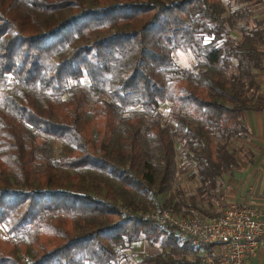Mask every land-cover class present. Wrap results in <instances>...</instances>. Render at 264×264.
I'll return each instance as SVG.
<instances>
[{"label": "trees", "instance_id": "obj_1", "mask_svg": "<svg viewBox=\"0 0 264 264\" xmlns=\"http://www.w3.org/2000/svg\"><path fill=\"white\" fill-rule=\"evenodd\" d=\"M230 20L223 0H0V264H121L140 238L159 251L139 264L200 263L143 214L174 188L176 144L214 186L264 109L258 35Z\"/></svg>", "mask_w": 264, "mask_h": 264}, {"label": "crops", "instance_id": "obj_2", "mask_svg": "<svg viewBox=\"0 0 264 264\" xmlns=\"http://www.w3.org/2000/svg\"><path fill=\"white\" fill-rule=\"evenodd\" d=\"M262 25L264 27V22ZM255 44L259 52L257 62L251 67L255 85L249 86L247 93L264 98V31L262 39L256 40ZM236 64L237 61L233 66ZM240 126L244 128V131L240 132L234 140L237 163L232 171L216 177L214 186L203 184L198 180L197 189L189 193V207L197 209L207 217L219 216L226 208L234 204H248L258 212H264V109L246 111ZM208 251L217 253L219 246L211 245ZM187 258L191 261L198 258L200 263L196 264H204L201 262L200 251L195 246L194 251L187 255ZM246 264H264V244L249 257Z\"/></svg>", "mask_w": 264, "mask_h": 264}, {"label": "built area", "instance_id": "obj_3", "mask_svg": "<svg viewBox=\"0 0 264 264\" xmlns=\"http://www.w3.org/2000/svg\"><path fill=\"white\" fill-rule=\"evenodd\" d=\"M182 210L186 212L184 218L159 205L143 217L164 232L174 233L180 241H190L204 264H246L264 244V212L251 205H231L216 217H207L193 207ZM211 245L219 246V251L210 253Z\"/></svg>", "mask_w": 264, "mask_h": 264}, {"label": "rangeland", "instance_id": "obj_4", "mask_svg": "<svg viewBox=\"0 0 264 264\" xmlns=\"http://www.w3.org/2000/svg\"><path fill=\"white\" fill-rule=\"evenodd\" d=\"M226 7V14L230 16L231 20L228 27L231 30V36L234 41L241 40L247 33L256 32L258 35L257 40L262 39L264 27L262 22H264V2L262 0H223ZM263 13V14H262ZM260 19V21H258ZM258 42V41H257ZM260 42V41H259ZM258 45V44H257ZM175 61L182 67L192 68L197 64V58L191 52H185L177 50L173 54ZM237 70L235 66H231L227 72V75L236 74ZM87 82L86 80H84ZM257 88L255 87V92ZM251 96V94L247 93ZM171 109L170 103H164L160 106L159 111L161 113V119L166 122L168 120V112ZM236 139V138H235ZM234 139V140H235ZM233 140L232 147L234 148L235 142ZM236 150V149H235ZM237 153V150H236ZM176 166L177 175L175 183L173 184V189L170 195L173 196V200H181L183 198H188L190 191L198 186V179L191 178L189 174L193 170L194 162L188 159L181 147L176 144ZM197 189V188H196ZM177 190L180 192L178 193ZM169 194L163 196L159 203L151 210L152 212L156 207L163 206L166 199L170 198ZM189 207L188 205L182 204L179 210H172L163 206V209L170 211L176 217H186V212L182 210L183 207ZM124 211L123 208H121ZM148 211L145 214H149ZM159 247L156 244H149L144 239L140 238L135 241L131 248L125 251V256L121 260V264H139L141 259V254H152L157 253ZM189 255V254H188Z\"/></svg>", "mask_w": 264, "mask_h": 264}]
</instances>
